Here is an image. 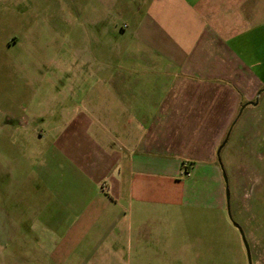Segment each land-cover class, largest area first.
Returning <instances> with one entry per match:
<instances>
[{"label":"crops","instance_id":"0c3cea01","mask_svg":"<svg viewBox=\"0 0 264 264\" xmlns=\"http://www.w3.org/2000/svg\"><path fill=\"white\" fill-rule=\"evenodd\" d=\"M31 9V33L34 14L47 20L62 34L56 56L74 65L50 75L52 97H26L48 108L24 128L30 158L0 181V264H204L178 238L225 208L216 152L232 122L263 120L251 114L264 110V0ZM5 90L2 130L19 136L18 90ZM248 158L260 176L234 214L264 264V151Z\"/></svg>","mask_w":264,"mask_h":264},{"label":"rangeland","instance_id":"374dc122","mask_svg":"<svg viewBox=\"0 0 264 264\" xmlns=\"http://www.w3.org/2000/svg\"><path fill=\"white\" fill-rule=\"evenodd\" d=\"M63 1L0 0V96L9 87L17 88L18 105L16 114L12 115L11 124L17 123L19 126L16 130L19 131V136H13L8 132L9 135H7L2 130L4 114L0 107V151L2 153L0 181L2 182L7 181L10 176L12 178L15 176V172L11 171L10 167H14L16 160L19 164H25L26 156L30 158L28 151L32 147L27 142L24 128L31 124L35 114L48 108L42 102L37 110L36 107L26 103V97L43 98L44 95L52 97L55 92L50 75H54L55 70L63 69L65 64L66 68H72L74 65L73 61L63 63L56 56L60 47L57 41L59 37H62L57 28L47 25V20L42 17L38 20L34 14L36 22L31 33V26L27 27L26 22L32 6L39 16H42V12H46L47 9L52 10ZM55 21H57L56 16ZM71 31L72 26L67 24L64 32L66 36ZM59 91L60 89L57 90ZM262 114L256 110L252 112L251 117L257 116L258 119L262 116L263 120H236L239 122L230 128L227 142L219 154L221 173L225 177L224 189L228 193V199L225 197V208L219 213L208 212V221L204 220L203 226L198 220L193 219V224L189 222L188 228H192L194 232L178 238L179 248H181L180 245L185 244L184 239H187V244L192 246L195 257L196 252L201 251L204 264H248L246 247L251 262L249 243L245 233L241 229L242 238L233 226V223H239L234 214V204L236 201L240 205L243 202L249 203L250 187L253 186L251 184L255 176H260L249 170L248 155L258 158L264 151V115ZM225 153L232 165H228ZM242 155L245 156L243 164L242 158L241 160L239 158ZM29 163L28 159L27 164ZM18 177L24 179L25 174L19 172ZM254 185L255 191V182Z\"/></svg>","mask_w":264,"mask_h":264},{"label":"water","instance_id":"95a60500","mask_svg":"<svg viewBox=\"0 0 264 264\" xmlns=\"http://www.w3.org/2000/svg\"><path fill=\"white\" fill-rule=\"evenodd\" d=\"M258 95H259V93H258ZM255 103H256V100H255L254 102H252L251 105H255ZM242 109H243V106H242L241 109L239 110L238 115L241 113ZM235 121H236V120H234V122H235ZM228 136H229V132H227V134H226L224 140L222 141V143L220 144V146H219L218 149H217L216 156H217L218 162H219V154H220V151H221V149L224 147V145L226 144L227 139H228ZM219 164H220V162H219ZM222 176H223V180L225 181V177H224V174H223V173H222ZM225 197H226V199H228V193H227V190H225ZM233 226H234V228H236V229L239 231V233L241 234V236H242V238H243V235H242V232H241V228H240V226H239L238 224H235V223H233ZM243 240H244V239H243ZM245 246H246V245H245ZM246 250H247L248 264H251V262H250V257H249V252H248L247 247H246Z\"/></svg>","mask_w":264,"mask_h":264},{"label":"trees","instance_id":"16d2710c","mask_svg":"<svg viewBox=\"0 0 264 264\" xmlns=\"http://www.w3.org/2000/svg\"><path fill=\"white\" fill-rule=\"evenodd\" d=\"M234 123V121L232 122V124Z\"/></svg>","mask_w":264,"mask_h":264},{"label":"built area","instance_id":"2783aa9c","mask_svg":"<svg viewBox=\"0 0 264 264\" xmlns=\"http://www.w3.org/2000/svg\"><path fill=\"white\" fill-rule=\"evenodd\" d=\"M184 167H186V165Z\"/></svg>","mask_w":264,"mask_h":264}]
</instances>
